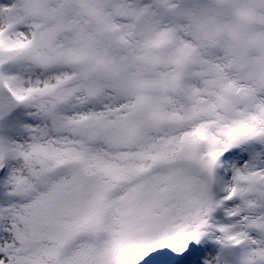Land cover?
Instances as JSON below:
<instances>
[{"label": "snow or ice", "instance_id": "6c2138e0", "mask_svg": "<svg viewBox=\"0 0 264 264\" xmlns=\"http://www.w3.org/2000/svg\"><path fill=\"white\" fill-rule=\"evenodd\" d=\"M0 264H264V0H0Z\"/></svg>", "mask_w": 264, "mask_h": 264}]
</instances>
